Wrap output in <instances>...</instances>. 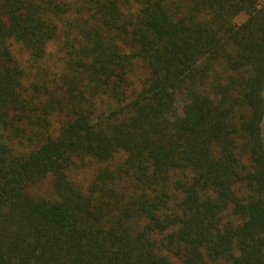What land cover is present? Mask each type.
Wrapping results in <instances>:
<instances>
[{
	"label": "trees",
	"instance_id": "1",
	"mask_svg": "<svg viewBox=\"0 0 264 264\" xmlns=\"http://www.w3.org/2000/svg\"><path fill=\"white\" fill-rule=\"evenodd\" d=\"M263 123L260 0H0V264H264Z\"/></svg>",
	"mask_w": 264,
	"mask_h": 264
},
{
	"label": "rangeland",
	"instance_id": "2",
	"mask_svg": "<svg viewBox=\"0 0 264 264\" xmlns=\"http://www.w3.org/2000/svg\"><path fill=\"white\" fill-rule=\"evenodd\" d=\"M260 4L264 5V0H260ZM178 108L181 110L182 108L181 102H178ZM262 129H263V135H264V123H263Z\"/></svg>",
	"mask_w": 264,
	"mask_h": 264
}]
</instances>
